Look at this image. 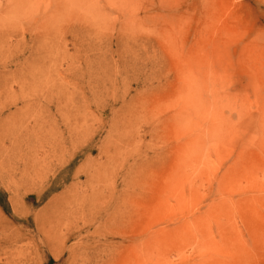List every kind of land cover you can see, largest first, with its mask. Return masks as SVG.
<instances>
[{"label": "rangeland", "instance_id": "rangeland-1", "mask_svg": "<svg viewBox=\"0 0 264 264\" xmlns=\"http://www.w3.org/2000/svg\"><path fill=\"white\" fill-rule=\"evenodd\" d=\"M0 264H264V0H0Z\"/></svg>", "mask_w": 264, "mask_h": 264}]
</instances>
